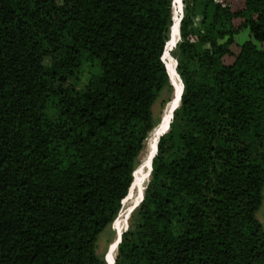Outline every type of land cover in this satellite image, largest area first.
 <instances>
[{
    "label": "trees",
    "instance_id": "trees-1",
    "mask_svg": "<svg viewBox=\"0 0 264 264\" xmlns=\"http://www.w3.org/2000/svg\"><path fill=\"white\" fill-rule=\"evenodd\" d=\"M172 1L0 0V264H107L168 56L112 264H264V0Z\"/></svg>",
    "mask_w": 264,
    "mask_h": 264
},
{
    "label": "rangeland",
    "instance_id": "rangeland-1",
    "mask_svg": "<svg viewBox=\"0 0 264 264\" xmlns=\"http://www.w3.org/2000/svg\"><path fill=\"white\" fill-rule=\"evenodd\" d=\"M234 3L238 4L239 2L235 1ZM181 5H182V0H181ZM181 7L183 8V6H181ZM182 14H183V11L181 9V13L179 15V20L182 18ZM166 67H167L168 72L171 74L170 79L172 78L171 79V82H172L173 81V77L176 78L177 75L175 73V64H174V61L171 58V56H169V58H167V60H166ZM169 84L171 86L170 81H169ZM171 88H172V86H171ZM179 89H180V87H179V84H178V93H179ZM171 95H172V90L170 92L168 90V88H167V89L163 90L159 94L157 100L153 104L151 111H152V117H153V121L155 123V126L157 125L159 120H160V123L162 124V122L165 119V114L169 115L170 110L166 111V108H167L166 105H168V103L170 102ZM158 125L155 127V129L153 130L152 134L149 135V145H151V143L154 142V139H155L154 136H155L156 133H158V131H157L158 128H159ZM144 150H145V147H144L143 151L140 153V155L138 157V160H137V166L138 167H137L136 173H135V175H136L135 176V183H134L135 186L133 185L134 186V188L132 187L133 190L131 188V190H132L131 195H133V199H136L138 194L140 192H142V190L145 189V186H146L145 183L147 184V182H148V181L146 182V179H147V173H148V166H149V163H150V153H151L150 146L147 147L145 152H144ZM143 152H144V154L142 155ZM138 203L139 202H137V201L134 202V204L131 206V210H130L129 214L131 213L133 208L136 207V205L138 206ZM129 214H128L127 218H126L125 212H122L119 215V217L111 224V226L109 228H106L99 235L98 240L96 242V252H97V254L99 256H103V258L106 259L107 251H108L109 247L112 245V243H113L114 239L116 238V236L118 235L119 228L122 225H124V224L126 226L125 229L128 228V218L130 217ZM256 217L259 220V222L262 224V227H263V230H264V188H263V201H262L260 209L257 211ZM115 253H116L115 250H112L110 256H108V260L111 261L113 255Z\"/></svg>",
    "mask_w": 264,
    "mask_h": 264
},
{
    "label": "bare ground",
    "instance_id": "bare-ground-1",
    "mask_svg": "<svg viewBox=\"0 0 264 264\" xmlns=\"http://www.w3.org/2000/svg\"><path fill=\"white\" fill-rule=\"evenodd\" d=\"M180 2V0H173V6H172V19L174 20V22H175V24H174V27H176V30H174V35H173V39L171 40V38H170V40L171 41H169L168 43H167V45L168 46H170V45H174V43H175V41L177 40V38H178V23L176 22V11H175V5L177 4V3H179ZM173 33V32H172ZM171 37H172V35H171ZM172 45V46H173ZM167 58H169V56L167 57ZM166 58V59H167ZM169 76H171V74L169 73ZM173 76V75H172ZM179 78L176 76V78H174L173 77V81H172V95H171V99H170V102L168 103V105H166L167 106V108H166V111L167 110H170V112H171V110H172V108H173V103H174V101L177 99V97H178V95L180 94V93H178V84H179V80H178ZM180 91H181V88H180ZM169 116H170V113H169V115H166L165 114V119H164V121L162 122V124L159 126V128H158V130L157 131H159L161 128H162V126L163 125H165L166 124V122H167V120H168V118H169ZM172 119V118H171ZM153 132V131H152ZM152 134V133H151ZM150 134V135H151ZM161 134H164V133H161ZM160 134V135H161ZM148 140H149V138H148ZM152 144L153 143H151V145H149L150 146V149H151V147H152ZM157 146V145H156ZM149 149V148H148ZM155 150H156V148H155ZM150 151V150H149ZM154 154V153H153ZM149 168H150V166H149ZM137 192V191H136ZM134 199H133V195H131L129 198H128V200L126 201V203H125V206H124V208H123V212H125L126 211V209L130 206V204H131V202L133 201ZM137 206V205H136ZM131 214V213H130ZM130 214H129V216H130ZM118 217H119V215H118ZM117 217V218H118ZM129 219V218H128ZM126 228V226H125V224L124 225H122L120 228H119V230H118V234L120 235L124 230L123 229H125ZM114 252V251H113ZM116 254V253H115ZM115 254L113 255V257H112V259H111V261L110 260H108V262H107V264H112L113 263V261H114V259H115Z\"/></svg>",
    "mask_w": 264,
    "mask_h": 264
},
{
    "label": "water",
    "instance_id": "water-1",
    "mask_svg": "<svg viewBox=\"0 0 264 264\" xmlns=\"http://www.w3.org/2000/svg\"><path fill=\"white\" fill-rule=\"evenodd\" d=\"M172 6H173V1H172ZM181 20V19H180ZM179 20V21H180ZM178 40H179V37H178ZM178 40L175 42V44L173 45V47L176 45V43L178 42ZM168 43V42H167ZM167 43H166V45H167ZM166 47V46H165ZM174 62H175V68H176V65H177V63H176V61L174 60ZM178 76V75H177ZM179 81H180V83H181V91H180V94H179V98H178V102H177V104H176V106L172 109V112L179 106V104H180V98H181V94H182V90H183V85H182V82H181V80L179 79ZM171 118H172V114H171ZM168 128H169V126H167V131H168ZM166 131V132H167ZM166 132H163V133H166ZM156 150H157V147H156ZM156 150H155V153H156ZM150 171H151V167H150V169H149V173H148V175H150ZM126 199V198H125ZM124 199V200H125ZM142 199H143V196L141 197V199H140V201H139V203L142 201ZM139 203H138V205H139ZM119 215V214H118ZM126 230V229H125ZM125 230L123 231V232H125ZM122 232V233H123ZM121 233V234H122ZM121 234L119 235H117L116 236V238L114 239V241H113V243H112V245L109 247V249H108V251H107V254H106V259H105V261H106V263L108 262V256H110V254H111V252H112V250H115V252H116V249H117V245L119 244V242H120V238H121ZM114 248V249H113ZM114 262V261H113Z\"/></svg>",
    "mask_w": 264,
    "mask_h": 264
}]
</instances>
